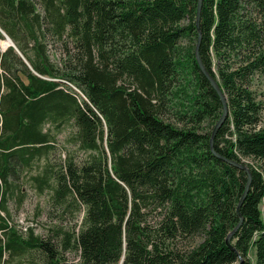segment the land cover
I'll use <instances>...</instances> for the list:
<instances>
[{
	"label": "trees",
	"instance_id": "1",
	"mask_svg": "<svg viewBox=\"0 0 264 264\" xmlns=\"http://www.w3.org/2000/svg\"><path fill=\"white\" fill-rule=\"evenodd\" d=\"M198 4L0 0V264H264V0ZM24 173L45 233L10 217Z\"/></svg>",
	"mask_w": 264,
	"mask_h": 264
},
{
	"label": "rangeland",
	"instance_id": "2",
	"mask_svg": "<svg viewBox=\"0 0 264 264\" xmlns=\"http://www.w3.org/2000/svg\"><path fill=\"white\" fill-rule=\"evenodd\" d=\"M9 42L7 38H0V45L2 48H6ZM253 89L256 92V95L260 101H262L264 105V74H256L254 77V81L252 84ZM263 120H264V106H263ZM264 124V121L262 122ZM71 129V128H69ZM69 129H66L62 132L59 137L62 143L63 148L58 149L57 153L53 157V159L60 161L61 157L65 158L70 151L76 149V146L73 142L68 141ZM83 150L77 151V159H82L84 156ZM248 162H254L252 158H246ZM26 174L21 175L19 178V183L22 182L24 191L26 193L25 198L22 202L17 200V197H13L9 200V210L11 219L15 220V222L21 226L29 228L30 226L35 227V231L37 233H45L49 227L51 222L49 216V205L47 202L48 193H40L36 189L33 188L32 182H30L27 178H24ZM71 258L78 260L77 254L70 253ZM254 257V255H251Z\"/></svg>",
	"mask_w": 264,
	"mask_h": 264
},
{
	"label": "water",
	"instance_id": "3",
	"mask_svg": "<svg viewBox=\"0 0 264 264\" xmlns=\"http://www.w3.org/2000/svg\"><path fill=\"white\" fill-rule=\"evenodd\" d=\"M201 7H202V0H199V4H198V14H197V23H198V26L200 25L199 23H200V16H201ZM199 30H200V28H199ZM5 36L7 38V41L9 42L8 45L15 44L14 41L12 40V38L8 34H5ZM200 41H201V35L199 36V39H198V42H197V47H196L197 59H198L199 64H200V66L202 68V71L208 77V79L211 81V83L214 86V88L217 90V92L221 96V99H222L223 105H224L223 114H222L221 118L219 119V121L217 122V124H216V126L214 128V131H213L212 140H214V136L216 135V132L218 131L219 127L222 125V123L224 122V120H225V118H226V116L228 114L229 107H228V100H227V97H226L225 92L221 88V86H220L219 82L217 81V79L212 75V73L209 71V69L207 68V66L202 61V58L200 56V50H199V48H200ZM225 159H227L229 162L233 163L234 165L245 169L248 172V175H249V178H248V182H247L245 191H244V193H243V195H242V197L240 199V202H239L238 208H237L238 209V212H240L241 204H242L244 198L246 197V194H247V192L249 190V187L251 185L252 172H251L250 168L247 165H245L244 163H242V162H240L238 160L231 159V158H225ZM237 228H238V225L234 228V230L231 233L228 234V236L226 238L227 243L230 246H232V247H234V245L232 244L231 238H232V235L234 234V232L236 231Z\"/></svg>",
	"mask_w": 264,
	"mask_h": 264
},
{
	"label": "bare ground",
	"instance_id": "4",
	"mask_svg": "<svg viewBox=\"0 0 264 264\" xmlns=\"http://www.w3.org/2000/svg\"><path fill=\"white\" fill-rule=\"evenodd\" d=\"M13 45H15V44H13Z\"/></svg>",
	"mask_w": 264,
	"mask_h": 264
}]
</instances>
